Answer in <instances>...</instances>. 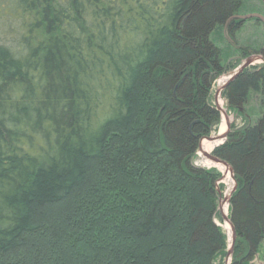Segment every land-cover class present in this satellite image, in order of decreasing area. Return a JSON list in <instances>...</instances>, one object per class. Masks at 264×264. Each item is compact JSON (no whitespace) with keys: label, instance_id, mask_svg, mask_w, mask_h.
Segmentation results:
<instances>
[{"label":"trees","instance_id":"16d2710c","mask_svg":"<svg viewBox=\"0 0 264 264\" xmlns=\"http://www.w3.org/2000/svg\"><path fill=\"white\" fill-rule=\"evenodd\" d=\"M242 4L0 0V264H224L221 173L195 158L220 124L215 81L255 50L223 35L229 20L235 39ZM223 98L235 120L213 154L237 183L231 264H253L264 65Z\"/></svg>","mask_w":264,"mask_h":264},{"label":"rangeland","instance_id":"374dc122","mask_svg":"<svg viewBox=\"0 0 264 264\" xmlns=\"http://www.w3.org/2000/svg\"><path fill=\"white\" fill-rule=\"evenodd\" d=\"M251 13H259L264 16L263 0H243V4L237 15L243 16V15H247ZM228 25H229V20L225 24V28L223 29V35L226 38V41L228 42V44L235 45L234 40H236L239 46H250L253 49L255 48V50H252L251 48V50L254 53H251L244 58L240 56L234 57L233 60L234 62H236L235 67L229 68L215 81L214 86L212 88V98H213L214 105L217 108L218 106H220L223 109V112L227 114L229 119L226 118L224 113L218 109L221 115L220 124H219L217 131H213L210 134V136H216L218 133L223 135L226 132L227 123L229 122H230V130H231V124L235 120V115L232 114L230 111H228V108L226 107V102L223 98L224 90L230 85L229 84L227 85L226 88H224L226 82L235 75L234 73L237 72V69L246 62V59L248 57L250 56L264 57V22L262 20H259V19L257 20L256 18H250V19H246L242 21V24L239 27V29L235 31V39L229 36ZM262 65H264V63H262L261 60H258L256 62L251 63L249 66H247L241 73H243L246 69L256 70ZM250 98L251 100L249 102V105H247V109L250 112L252 118L256 119L259 116L261 97L260 95L253 94L251 95ZM222 126H223V129H222ZM228 135H227V138H228ZM227 138L224 140L222 139L221 141H217V143L208 141L209 140L208 139L206 142L202 144L203 151L205 147L209 144L210 148L208 147V150H206V152L207 151H208L207 153L214 152L212 149L215 146V144L222 145L226 142ZM203 151H201L200 149L198 150L197 156L195 158V164L199 166L216 168L221 173V177L218 179L216 186L220 192V197H219V202H218V211L222 219L220 221H217V224L221 225L227 234L228 251H229L230 244L232 241V229H231V226L228 220L226 221L224 219V216H228L229 218V207H230L231 196L237 188L235 175L232 178L230 172L228 173L227 171L226 173V170L222 168L221 166L216 165V163L214 165L210 164L209 161L211 163H213V161H211L207 156H205ZM221 186H223V191L221 190ZM263 252H264V243L260 247V251L258 252V255L253 260V264H264ZM234 255H235V243H234V252L232 256L229 258L227 262V256H228V252H227V255L224 259V264H231L233 261Z\"/></svg>","mask_w":264,"mask_h":264},{"label":"water","instance_id":"95a60500","mask_svg":"<svg viewBox=\"0 0 264 264\" xmlns=\"http://www.w3.org/2000/svg\"><path fill=\"white\" fill-rule=\"evenodd\" d=\"M264 2V0H263ZM250 18H256V19H259V20H262L264 22V16L259 14V13H251V14H247V15H235L232 17V19H238V20H241L244 21L246 19H250ZM258 60H261L262 63H264V57L262 56H250L246 59V62L241 65L238 69H237V72H235L234 76L228 80L224 86V88L227 87V85H229L232 81H234V79H236V77H238L240 75V73L247 67L249 66L251 63L253 62H256ZM218 109L221 110L223 112V109L218 106ZM224 115L226 116V118H228L227 114H225V112H223ZM229 119V118H228ZM230 131V122L227 123V127H226V132L222 135V134H217L216 136H207L206 138H202L201 139V144H200V150L203 151V147H202V142L204 141V139H209L211 142L213 143H217V141H221L222 139H226L227 138V135ZM220 146V144H215V146L213 147V151L216 147ZM204 155L207 156L211 161H213L214 163H218V164H222L224 166H226V171H229L232 178L234 177V170L233 168L230 166V164L228 162H226L225 160H222L220 159L219 157L215 156L212 152V153H207V152H204ZM224 219L230 224L231 226V229H232V241H231V244H230V248H229V251H228V256H227V262L229 260V258L232 256L233 252H234V243H235V240H236V231L230 221V219L228 218V216H224Z\"/></svg>","mask_w":264,"mask_h":264},{"label":"bare ground","instance_id":"6f19581e","mask_svg":"<svg viewBox=\"0 0 264 264\" xmlns=\"http://www.w3.org/2000/svg\"><path fill=\"white\" fill-rule=\"evenodd\" d=\"M223 126H224V125H223ZM223 126H222V129H223ZM208 141H210V140H208ZM213 146H214V145H213ZM208 147H209V144L205 147L204 152H206V150H208ZM209 148H210V147H209ZM207 152H208V151H207ZM209 163L212 164V165L215 164L214 162L211 163L210 161H209ZM216 165L221 166L222 168H224V169L226 170V166H224V165H222V164H218V163H216ZM226 173H227V171H226ZM228 173H229V171H228Z\"/></svg>","mask_w":264,"mask_h":264}]
</instances>
